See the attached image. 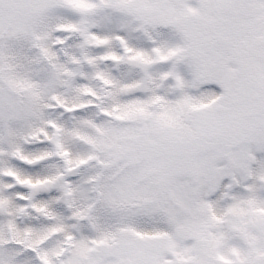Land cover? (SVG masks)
I'll use <instances>...</instances> for the list:
<instances>
[{
    "label": "snow or ice",
    "instance_id": "snow-or-ice-1",
    "mask_svg": "<svg viewBox=\"0 0 264 264\" xmlns=\"http://www.w3.org/2000/svg\"><path fill=\"white\" fill-rule=\"evenodd\" d=\"M0 264H264V0H0Z\"/></svg>",
    "mask_w": 264,
    "mask_h": 264
}]
</instances>
